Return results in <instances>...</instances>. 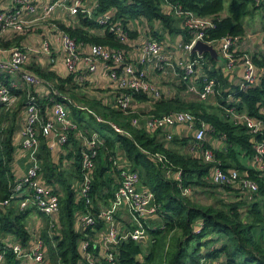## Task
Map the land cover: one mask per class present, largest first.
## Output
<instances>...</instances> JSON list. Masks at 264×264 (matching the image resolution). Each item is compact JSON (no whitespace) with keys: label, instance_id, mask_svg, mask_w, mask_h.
Returning a JSON list of instances; mask_svg holds the SVG:
<instances>
[{"label":"trees","instance_id":"16d2710c","mask_svg":"<svg viewBox=\"0 0 264 264\" xmlns=\"http://www.w3.org/2000/svg\"><path fill=\"white\" fill-rule=\"evenodd\" d=\"M87 1V0H86ZM89 1V0H88ZM98 3L95 9V17H88L83 13L77 15L79 26L67 27L60 25L78 42L98 43L112 48H128L127 44L121 43L116 34L106 26L101 25L96 20L102 14L114 13L113 21L119 22L124 29L129 32L131 39L139 36L138 31H131L128 27L132 20L145 18L150 23L160 22L163 29L170 33L182 32L185 42L191 39L187 29L174 25L175 16L171 14V8L163 4L164 0H93ZM92 1V2H93ZM180 3L185 9L195 12L199 16H211L215 19V26L209 28L205 33L208 41H219L227 35L242 36L245 33L244 18L254 11H264V0H171ZM228 7L226 8V2ZM224 12H227L224 14ZM105 28V34L95 35L90 33V29ZM152 34L161 37L158 31L152 30ZM0 45L11 47V42H0ZM21 46L20 42L15 44ZM197 53H192V57ZM203 57L215 66L218 61L210 54L204 53ZM256 66L260 68L261 82L251 87L246 92H236L239 101L232 103L237 105L239 110H246L253 116H261L260 108L264 101V54L253 55ZM36 73L49 81H54L56 74L40 68H34ZM207 74L222 80L223 75L218 69H208ZM74 75H69L67 80L58 84V88L63 91L65 83L74 84ZM87 82V81H86ZM85 82V83H86ZM84 83V84H85ZM220 84V82H219ZM236 89V88H235ZM24 94H23V93ZM16 94L22 95L19 101L20 107L27 102H36L44 112L49 110L51 104L45 99L29 96L26 92L15 90ZM66 93V92H64ZM117 97L119 92L117 90ZM226 95V93H225ZM32 97H34L32 99ZM133 98L138 101H149V97L144 93H133ZM68 107L72 108V118L79 128L89 136L93 132L98 133L100 141L96 149L98 156L96 159V169L94 171V182L92 187L91 205H86L84 201H79L75 197V190L72 184L63 179L60 166L51 163V152L46 146V138L40 137V157L42 160V172L48 182H52L54 177L62 182L64 195L60 198V214L54 222L47 221V230H51L54 235V243L45 238L48 242L50 260L48 264H80L82 255L79 244L82 239L89 237L93 230L87 228L78 230L77 217L79 214L90 211L94 214L99 212L102 205H107L113 197L117 188V177L119 176L118 165L130 167L133 171H138L142 184L148 187L156 196L161 208V219L158 222V229L151 232L153 243L157 246L159 236L169 232H179V236L171 243L167 252V264H199L200 258H224L225 264H264V172L257 170L253 165H248L245 159L251 160L255 157L254 144L264 139L263 135H251L244 126L233 123L229 118L221 116L211 110L212 106L206 105L198 98L186 99L176 96L171 98H160L154 103V109L149 114L162 115L174 111H190L199 120H205L215 127L217 135H225L226 148L214 149L216 158L222 169H238L240 174L246 175L256 181L258 190L250 199L248 195L238 187L218 186L212 184L208 176L213 169V163H206L202 159L196 158L183 152L187 138L173 136L172 142L176 149L167 148L159 132H149L144 126H135L132 123L134 117H140L138 113L128 112L106 106L102 100L88 98L86 105L103 117L106 122H99L93 114L86 110L73 106L72 100H63ZM3 108L2 115H11L9 123L4 125L6 118H0V202L10 195V182L15 180L11 173L10 163L15 152L14 136L17 130V118L19 110ZM89 114L90 119L83 113ZM113 122L124 132H118L109 123ZM143 124V121L142 123ZM77 132L70 131L69 140L66 146L78 143ZM206 147H211L205 144ZM178 148V149H177ZM150 153H162L174 166V169L182 170L183 185L192 188V192L197 188L220 187L225 192H233L235 199L229 202L223 201L221 206L203 205L195 202L190 195H183L178 181L173 177H168L162 163L158 162ZM122 156V158H121ZM81 157L80 151L76 154ZM124 157V158H123ZM114 161L117 164H114ZM80 162V159H79ZM252 163V162H251ZM77 177H81L80 163H78ZM89 207V208H87ZM33 210H8L3 212L0 205V231L2 234H14L25 246L30 240V233L25 227V218ZM37 212H41L36 210ZM42 213V212H41ZM203 223L200 232H196L198 223ZM98 225L97 227H99ZM216 236V237H213ZM224 239L226 242L222 243ZM220 241L219 246L202 252V246L211 242ZM141 244L131 239L123 241L119 246V264H151L155 258V248L146 256L143 261ZM7 264H19V260L11 252L8 253Z\"/></svg>","mask_w":264,"mask_h":264},{"label":"built area","instance_id":"2783aa9c","mask_svg":"<svg viewBox=\"0 0 264 264\" xmlns=\"http://www.w3.org/2000/svg\"><path fill=\"white\" fill-rule=\"evenodd\" d=\"M12 4V8L0 10V37L8 30L25 33L30 29L31 23H34V18H25L26 14L35 13L36 10L40 11V18L51 20L50 25L53 28V30L47 29L44 33L41 51L51 54V34L55 32L59 42V52L68 75H74V80L79 83H85L88 76L96 73L99 64L102 63L106 75L114 81L119 92L116 105L126 113L134 112L138 107L133 93L147 94L152 101H157L164 96L162 88L149 79L148 66H152L154 70H158L166 76L180 74L182 83L187 86V90L195 94L201 101H208L210 97L219 92L218 79L207 73L204 75L201 87L196 86L192 81L197 67L205 68L206 65L203 55L192 52V48L198 40L214 44L213 41L205 39L206 31L215 26L214 17L199 16L195 12L185 9L180 3L164 0L163 4L171 8V14L176 18H182L183 27L191 35L189 41L180 45L185 52L190 54V58L184 63L182 72L178 73V66L172 54L164 51L161 39L152 34L150 27L145 30L139 54L130 59L126 48H112L103 44L91 43L89 51L83 50L81 47L83 43L78 42L52 18V15L58 10L67 12L71 16L83 13L90 18L95 17L97 2L52 0L39 8L34 0H12ZM113 17L114 13L109 12L100 15L96 20L106 26V29L114 32L121 43L129 46L128 43L137 38L131 39L129 32L119 22L113 21ZM128 27L130 28L129 25ZM130 30L136 31L131 28ZM240 40L238 35H227L220 40V49H217L227 67L233 68L237 64L238 55L234 48L238 46ZM34 50L32 47L0 45V71L7 78L6 83L0 82V104L11 109L18 101V95L15 93L18 88V77L31 88H36V90L44 88L46 98L51 104L49 110L47 109L45 112L47 118L44 117V112L38 103L28 102L25 105L20 135L21 146L27 153L29 166L22 177L10 182V195L2 203L8 205L16 201L19 210L41 211L48 216L54 227V222L60 214V200L58 195L41 180L40 137L51 136L52 146H63L69 140L70 131L78 133V137L83 143V149L80 161L81 177L75 191L78 200L84 201L88 206L93 202L92 187L98 156L96 146L100 139L96 132L89 136L81 130L70 115L69 107L58 100L61 97L63 100L70 101L69 96L62 93L55 83L25 68L30 61V54ZM192 53H197V56L192 57ZM241 62L245 72L238 83L237 92H246L259 84L257 66L253 55L249 53L243 54ZM80 109L93 114L97 121L106 122L102 116L89 107L83 106ZM224 109L227 118L237 125L244 126L251 135L264 134V101L259 117L249 114L246 110H239L235 104L225 106ZM142 121L143 124H141ZM109 123L116 131L124 132L113 122ZM132 123L135 126H144L151 133L158 131L164 141H172L171 129L174 126L191 124L195 128L189 142L191 154L206 163L214 164L208 176L209 181L218 186L238 187L250 199L257 192L258 185L255 180L240 174L238 169L224 170L221 168L214 148L205 146L206 137L217 133L215 127L205 120H199L197 123V118L192 112L180 110L162 115L147 113L143 119L134 117ZM221 138L225 140L226 136L223 135ZM254 149L255 157L252 159V165L257 170L264 172V139L257 141L254 144ZM147 154H151L158 162L162 163L168 177H173L178 181L183 195L192 193L191 187L183 185L182 170L174 169L164 154L159 152L155 154L147 152ZM114 164L116 165L117 162L114 161ZM118 170L117 188L109 204L102 205L97 214L88 210L77 217L78 230L87 228L93 230L89 237L80 241L79 250L82 255L80 264H119V246L123 241L131 239L142 243V238H146L145 244L148 245V236L151 235V232L159 227L163 228L155 223L158 218H161V206L157 202L154 192L142 185L139 172L133 171L124 164L118 165ZM124 214L128 219L124 221V224H121L120 217ZM98 225L100 226L97 227ZM202 226L203 223H200L195 231L200 232ZM27 231L32 236L25 246L20 240L14 244H9L5 240L0 241V264H7L9 252L15 255L19 264L48 263L49 252L43 237L36 232ZM199 264H225V259L203 256L200 258Z\"/></svg>","mask_w":264,"mask_h":264},{"label":"crops","instance_id":"0c3cea01","mask_svg":"<svg viewBox=\"0 0 264 264\" xmlns=\"http://www.w3.org/2000/svg\"><path fill=\"white\" fill-rule=\"evenodd\" d=\"M35 4L38 6V8L45 4L49 3L52 0H34ZM93 0H89L88 2L91 3ZM13 7L12 0H0V10L10 9ZM227 12H224L226 14ZM41 12L36 10L35 13H29L26 14L25 18H34V23H31V27L29 30H27L25 33H18L14 30H8L2 34L0 37V42H11L13 46H16L15 44L17 42H20L21 47H32L33 52L30 54V61L28 64H26L25 68L36 73L34 68H40L45 71H51L56 74V78L54 81H51L58 86V84H61L63 80H67L69 77L68 72L64 66V63L62 61L61 53L59 52V42L53 32L51 35V44H52V51L51 54H46L41 51L42 48V39L44 33L49 30H53L52 26L50 25L51 20H43L40 18ZM252 18H249L248 20H245L246 17L251 16L248 15L244 18V28L245 33L244 35L240 36L241 40L236 46L235 52L238 55L237 64L233 67H227L225 62H218L217 65H213L212 62L206 61L205 68L203 67H197V72L192 78L193 83L201 87L202 81L204 78V75L206 74L207 70L206 67L210 69H218L220 73L223 75L222 80H220V87L219 92L217 95L210 97L208 101H201L205 102L206 105L212 106L211 110L218 111L217 108H222L221 110V116L226 117L225 113V106H229L230 104L234 103V101H239V99L236 97L237 92V86L239 81L243 78L245 68L243 66V63L241 62V57L244 53H249L253 55H263L264 54V11L263 10H257L252 13ZM52 18L58 23V25H65L67 27L71 26H79L80 22L78 20L77 16H71L67 12L58 10L52 15ZM176 21L179 22V28L183 29V20L182 18H176ZM139 21L136 25L134 24V20H132L129 23V26L132 30H136L139 33V36L136 40L130 41L128 44L127 54L129 55L130 59L137 56L140 52V46L141 41L144 38L145 30H147L152 23L147 21L145 18L139 19ZM250 20H254V25L251 24ZM154 23V22H153ZM156 26L154 27V30H157L159 34L161 35L160 39L163 44V49L165 52L172 54L175 63L178 66V73L182 72L184 63L187 62L190 58V54L188 52H185L183 48L180 46L183 42H185L184 36L182 32H176V33H170L169 31L163 29L160 22H156ZM136 26V27H135ZM141 28V29H140ZM105 28L100 29H90V33L95 35H101L103 36L105 34ZM143 33V35H141ZM167 40L165 44L163 43L164 40ZM134 41V43H133ZM83 43L81 46L83 50L89 51L90 50V42H80ZM177 43V48H174V45ZM216 48L220 49V40L219 41H213ZM18 46V45H17ZM149 70V79L154 82L158 87L162 88L164 91L163 98H171V97H181L186 99H195L197 96L195 94L190 93L187 90V86L182 83V80L180 78V74L178 75H170L166 76L165 74L161 73L158 70H154L152 66H148ZM3 72L0 71V82H7V78L4 77L2 74ZM37 74V73H36ZM262 72L260 71V68L257 66V75L259 79V83L261 82L260 75ZM87 82L79 83L77 81H74L75 85L65 83V87L63 88L62 92L65 95L70 97V100H72V105L75 107H83L86 105V100L88 98L91 99H98L102 100L106 106L115 107L118 108L116 105V96H117V88L115 86V83L112 79L109 78V76L106 75V72L104 70V66L102 63L99 64V69L96 73L90 74L87 78ZM17 91H24L30 98L31 95L40 98L45 99L46 98V92L44 88H41L40 90H36V88H31L25 82H23L19 77L17 78ZM236 88V89H235ZM35 89V90H34ZM23 93V92H22ZM226 93V95H225ZM24 94V93H23ZM18 95V94H17ZM22 95H18V101L15 103V105L11 108L13 110H19L18 112V118H17V130L14 136V145H15V152L13 155V159L10 163V169L11 173L14 175V178H20L22 177L28 166H29V159L27 156L26 151L21 146V135L20 130L23 125L24 121V110L25 105L28 103H25L24 106L20 107L19 101H21ZM49 101V100H48ZM156 101H152L149 99V101H138V107L137 109L132 113H138L140 118L143 119L144 115L150 112V110L154 109V103ZM210 102L211 104H209ZM220 106V107H219ZM119 109V108H118ZM3 108H0V118L4 117L6 120L4 121V125H7L9 123L8 118H11V115H2ZM69 111L70 115L72 116L73 111L72 108L69 105ZM140 111H143V115L140 114ZM99 114L98 112H96ZM126 113V112H125ZM220 114V113H219ZM84 115V114H83ZM85 116V115H84ZM101 116V115H100ZM87 118V116H85ZM171 132L173 136H177L179 138H187L186 145L183 147V152L186 154H191V150L189 147V142L193 137V134L195 132V128L191 124H179L174 126L171 129ZM217 136V138L215 137ZM77 145L74 146L73 144H69L68 146H52V139L51 136L45 137L46 138V146L48 150L51 152V163L55 166H60L62 170H60L63 175V179H65L68 183L72 184V189H77L78 183H79V177H77V170H79L78 163L79 159L81 161V157L77 158L76 154L78 151H82L83 149V143L78 137L77 133ZM206 144L210 145L212 148L216 149H222L224 150L226 148L225 140L219 137L216 134L210 135L208 138L206 137ZM165 146L167 148H175V144H171L172 141H164ZM178 149V148H177ZM41 153V152H40ZM193 156V155H192ZM122 158V156H121ZM124 158V157H123ZM245 162L252 165L251 160L245 159ZM118 178V177H117ZM41 180L42 182L51 189L56 195H58L59 200L64 195V190L62 186V182L59 181L56 177H54V180L52 182H48V180L44 177L43 172H41ZM143 185V184H142ZM76 192V191H75ZM230 196V200L235 199V196L233 192H228ZM76 199H78L77 192L75 193ZM0 202L1 209L3 212L8 210H15L18 212L17 202L13 201L9 203L8 205H4ZM121 224H124V221H127V216L124 214L122 217H120ZM161 218H158L155 223L158 224L159 220ZM47 221H49L48 216L41 212L37 211H31L29 215L25 218V227L27 230L31 232H36L37 234H41L43 237L45 244L48 248V242L45 238V233L48 237V239L52 242L53 246H55V241L53 239V236L50 232V230H47ZM201 222L198 223V225ZM44 224V225H43ZM32 236V234H31ZM216 237V236H213ZM5 240L9 244H14L15 242L19 241V238H17L14 234L8 233V234H2L0 231V241ZM222 243L226 242V240L222 239ZM145 244V243H144ZM148 244V243H147ZM220 241L217 242H211L205 244L206 246H202V252L203 255L207 253V251L211 250L212 248L219 246ZM49 252V249H48ZM49 257V256H48Z\"/></svg>","mask_w":264,"mask_h":264},{"label":"rangeland","instance_id":"374dc122","mask_svg":"<svg viewBox=\"0 0 264 264\" xmlns=\"http://www.w3.org/2000/svg\"><path fill=\"white\" fill-rule=\"evenodd\" d=\"M228 7V1L226 2V8ZM251 16H248L245 18V20H248L249 18H252V13L250 14ZM139 21L141 20H134V24L136 25ZM251 24L254 25V20H250ZM156 22L152 23V25H150V28L153 30ZM174 25L179 27V22L175 20ZM154 26V27H153ZM136 27V26H135ZM141 29V28H140ZM157 31V30H155ZM141 35H143V33H141ZM160 35V34H159ZM165 42H167V40H164V44ZM174 48H177V43L174 45ZM253 55V54H252ZM209 104H211L210 102H208ZM212 105V104H211ZM220 107V106H219ZM218 111L214 110L217 113H220L221 115V110H223L221 107L217 108ZM143 111H140V114L143 115ZM85 116H87L88 119H90V116L88 113L84 112L83 113ZM210 135L207 136V138ZM215 137L217 138V136L215 135ZM171 144H174L173 142H171ZM248 164V163H247ZM250 166V164H248ZM226 190H224V188H220V187H204V188H197L195 191H193L191 193V198L199 203V204H203V205H218L221 206L223 201L225 202H229L230 201V196L228 194V191L225 192ZM52 236L54 235V233L50 230ZM179 236V232H169V233H164L163 235L161 234L159 236V242L157 244V246H155V244L153 243V238L151 235L148 236V245L144 244V243H140L141 244V249L143 252V256H146L155 248V258L153 261H151V264H167V252L170 249L171 243L174 242V240ZM205 247V246H204ZM143 256H140V259L143 261ZM50 260V255H49V259H48V263ZM47 263V264H48Z\"/></svg>","mask_w":264,"mask_h":264},{"label":"water","instance_id":"95a60500","mask_svg":"<svg viewBox=\"0 0 264 264\" xmlns=\"http://www.w3.org/2000/svg\"><path fill=\"white\" fill-rule=\"evenodd\" d=\"M192 52H197L198 54L203 55L204 53L210 54V56L218 62H223L221 55L218 52V49L214 44L205 42L203 40H198L192 48ZM2 205V204H1ZM146 238H142L141 242L146 243Z\"/></svg>","mask_w":264,"mask_h":264},{"label":"bare ground","instance_id":"6f19581e","mask_svg":"<svg viewBox=\"0 0 264 264\" xmlns=\"http://www.w3.org/2000/svg\"><path fill=\"white\" fill-rule=\"evenodd\" d=\"M48 100V99H47ZM44 225V224H43Z\"/></svg>","mask_w":264,"mask_h":264}]
</instances>
